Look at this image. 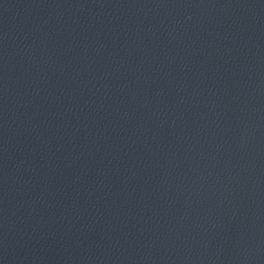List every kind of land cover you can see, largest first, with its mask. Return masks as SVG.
Instances as JSON below:
<instances>
[{
    "label": "water",
    "instance_id": "water-1",
    "mask_svg": "<svg viewBox=\"0 0 264 264\" xmlns=\"http://www.w3.org/2000/svg\"><path fill=\"white\" fill-rule=\"evenodd\" d=\"M0 264H264V0H0Z\"/></svg>",
    "mask_w": 264,
    "mask_h": 264
}]
</instances>
